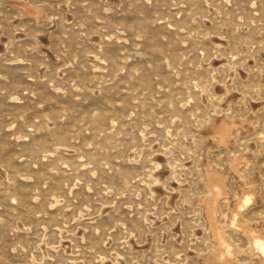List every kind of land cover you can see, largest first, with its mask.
Returning a JSON list of instances; mask_svg holds the SVG:
<instances>
[{"label": "rangeland", "instance_id": "obj_1", "mask_svg": "<svg viewBox=\"0 0 264 264\" xmlns=\"http://www.w3.org/2000/svg\"><path fill=\"white\" fill-rule=\"evenodd\" d=\"M0 264H264V0H0Z\"/></svg>", "mask_w": 264, "mask_h": 264}]
</instances>
